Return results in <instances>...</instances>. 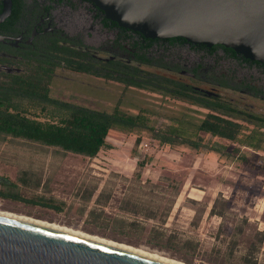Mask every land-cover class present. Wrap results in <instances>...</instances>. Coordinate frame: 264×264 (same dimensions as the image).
Instances as JSON below:
<instances>
[{"label":"rangeland","instance_id":"1","mask_svg":"<svg viewBox=\"0 0 264 264\" xmlns=\"http://www.w3.org/2000/svg\"><path fill=\"white\" fill-rule=\"evenodd\" d=\"M152 53L192 54L177 48ZM143 69L178 76L159 66ZM49 89L52 99L108 113L117 105L130 115L144 110L156 129L178 127L187 136L208 113L154 89L91 76L55 79ZM248 102L264 108V102ZM23 107L29 117L57 120L26 101ZM233 121L244 128L246 144L199 132L207 149L197 151L141 132L135 148L136 134L113 130L95 158L1 135L0 211L187 264H264V128Z\"/></svg>","mask_w":264,"mask_h":264},{"label":"flooded vegetation","instance_id":"2","mask_svg":"<svg viewBox=\"0 0 264 264\" xmlns=\"http://www.w3.org/2000/svg\"><path fill=\"white\" fill-rule=\"evenodd\" d=\"M11 2L10 14L0 23V92L11 88L13 81L27 80L37 65L48 68L52 80L80 76L131 79L143 70L142 53L151 44L146 55L153 56V66L177 74V78H162L184 85L194 98L192 105L209 111L211 102L228 101L234 105L231 115L235 120L255 126L264 121V108L248 102H264L263 64L220 45L188 44L181 38L145 39L109 21L87 0ZM3 9L4 0H0V14ZM158 48L192 54L155 57L152 51ZM154 85L162 93L168 90L167 85ZM237 93L239 98L230 95Z\"/></svg>","mask_w":264,"mask_h":264},{"label":"water","instance_id":"3","mask_svg":"<svg viewBox=\"0 0 264 264\" xmlns=\"http://www.w3.org/2000/svg\"><path fill=\"white\" fill-rule=\"evenodd\" d=\"M145 39L223 46L264 65V0H87ZM4 0L0 23L11 11ZM2 177H0L1 181ZM0 264H170L59 229L0 214Z\"/></svg>","mask_w":264,"mask_h":264},{"label":"trees","instance_id":"4","mask_svg":"<svg viewBox=\"0 0 264 264\" xmlns=\"http://www.w3.org/2000/svg\"><path fill=\"white\" fill-rule=\"evenodd\" d=\"M150 47L151 44L144 47L142 53L143 68L151 69L154 67L153 56L149 58L146 55ZM44 67L43 65L34 66L27 80L13 81L11 88L0 92V136L8 135L13 138H22L89 158H95L99 154L113 130L126 134H136L135 148L141 143V132L151 134L160 144L187 145L197 151L207 149L204 140L199 137V132L228 139L235 143L246 144V141L242 139L244 128L233 121L234 117L231 114L235 108L228 101L211 102L212 108L198 124L194 125V135L187 136L185 131L178 127L170 126L166 131L156 129L150 124L147 112L144 110H140L136 115H130L122 112L117 105L111 113H108L52 99L49 95L52 78L48 68ZM134 75L135 77L131 79L105 78L104 80L151 91L153 89L159 91L154 84L161 83L168 87L166 94L189 104H194L191 101L194 98L182 84L163 80L162 77L145 69L136 71ZM160 89L164 88L160 87ZM25 101L40 107L41 113L56 116L57 120L41 121L29 117L27 115L28 110L23 107ZM263 122L260 120L258 127L263 128ZM137 166L142 168L145 163L139 161Z\"/></svg>","mask_w":264,"mask_h":264},{"label":"bare ground","instance_id":"5","mask_svg":"<svg viewBox=\"0 0 264 264\" xmlns=\"http://www.w3.org/2000/svg\"><path fill=\"white\" fill-rule=\"evenodd\" d=\"M0 214L7 215L10 217H14V218H18V219H22V220L29 221L32 223L48 226L51 228L59 229L62 231H66V232H69L72 234H76V235L83 236V237H86L89 239H93V240L100 241V242H103L106 244H110V245L117 246V247H120L123 249H127V250H130V251H133V252H136V253H139V254L154 258V259H158V260L170 263V264H187V263L181 262V261L173 259V258L165 257L163 255L156 253V252L147 251L145 249L136 248V247H133L131 245L121 243V242H117V241H113L110 239H106V238H103V237H100L97 235H92L89 233L73 230V229H70V228H67V227H64L61 225H57V224L49 222V221L36 219V218L29 217V216L20 215V214H16V213H12V212H6V211H0Z\"/></svg>","mask_w":264,"mask_h":264}]
</instances>
